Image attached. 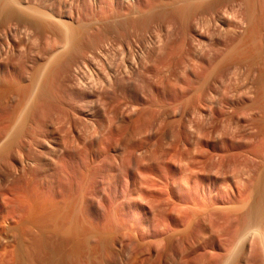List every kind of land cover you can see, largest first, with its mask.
Listing matches in <instances>:
<instances>
[{
  "label": "rangeland",
  "instance_id": "obj_1",
  "mask_svg": "<svg viewBox=\"0 0 264 264\" xmlns=\"http://www.w3.org/2000/svg\"><path fill=\"white\" fill-rule=\"evenodd\" d=\"M196 1L199 2L201 0ZM202 1L212 4L213 7H211L210 10L206 9L196 13L195 15L197 18L194 15V19L191 20L190 24L192 28L197 26L203 30V27L201 26L204 23V29L211 31H205L206 36L204 30L201 34L203 36H200V34L198 35L193 31L184 29L182 22L179 19L174 18L172 14L170 15L171 6L181 4L178 0H8L11 6L10 9L7 11H0V33H4V30L7 32V30L9 31L10 29L15 30V28H19L22 31L25 30L26 33L30 35L32 33L31 36L36 35L38 38H35L37 41L35 39V41L32 40L33 42H37L36 44L32 41L27 44L28 41L26 40V36L22 35L23 39L21 40L25 39L23 41V46L25 47H22L24 48V51L21 50V53L24 54L22 61H24V66L26 67L24 68L23 66V70H20V79L14 76L11 78L7 76V80L4 77L0 78V91H2L3 93L1 94L4 95H0V110L5 108L6 110H10L16 106L18 101H20V98L23 97L24 90H27V87L29 88L30 84L33 82L34 78H32V76L35 73V69L38 68L39 65L43 64L50 58L54 60V58L56 59L58 56L67 55L68 52L70 54L73 50L75 51L72 53H78L76 55H79V59L71 62L69 66H67L68 68L61 66L60 69H57L58 71L56 70L57 73L54 75V78H52V81L56 78L58 80H55L54 83L51 80V82L49 81L53 95L51 98L52 103L49 102L42 106V110L39 112V115H42L44 112L46 113L45 118L48 121L46 122L50 125V128L54 130L59 137L61 136V139H65V142L67 143V145H64L63 153L54 155V157L52 156L53 159H47L44 157V161L50 162L51 167L48 170L47 177L40 180L39 175L37 177L34 176V171H29L26 174H16L11 165L4 164L0 161L1 225H3L7 219L14 224L17 222L14 219L22 221L24 215H26L25 210L27 204L38 200V196L42 192L47 191L50 187H56L58 195L61 197L65 194V191L66 194H68L67 192H69L70 188L73 186L77 187L78 185H81V187H85L84 189L88 190L87 196L89 197L86 199L88 205L85 207V210L88 220H90L91 224L92 222L94 223L92 226L101 230L105 227L104 225H114L112 233L116 237L118 264H133V254L135 253L134 248L136 240L141 238L144 242H146V240H149L151 236L153 237L150 239H156L154 241V247L156 245L154 250L157 251L158 254L149 255L145 252V264H176V262L179 264H181V262L182 264H209L210 261V264H213L214 261H216L214 264H221V249L219 250L220 239L218 235H221V230L228 231L231 235L229 238L232 237L230 239L234 241L237 238L234 237V239L233 236L235 235L238 237L239 234L244 231L246 228V225H244L245 223L240 220L239 223L236 217L241 213L243 205L247 202V199H249L248 195H250V189L254 187L252 185L255 183V178L264 167V162L262 163V161H264V108H262V106H264V98H262L264 97V63L260 65L262 60L264 62V38H262L264 37V25H262L264 24V4L262 3L264 0H260L261 3L259 0L257 2L256 0H252L255 8L262 10H259V12L262 13L259 14L256 9L257 15H261L260 17L258 16V23L259 27H261L259 29H262V31L260 30L262 34L259 33V36L257 37V40L261 39V44L258 41L260 46H258L257 40L255 41L257 42L256 45L255 42L252 43L251 39L248 38V26L245 21L246 19L242 16L244 9L242 10V5L238 0ZM223 2L224 5L222 6ZM233 2L236 3V6ZM257 3L258 7H256ZM238 4L241 8L238 7ZM215 5L217 6L214 7ZM213 8L216 9L217 12L216 10L214 12ZM231 8L234 10L233 12H231ZM226 10L229 12V15L231 13V17L228 16V18L225 17V19H223L222 16ZM232 13L237 14V16H239L238 20L242 21L239 22L236 18L237 16L235 15L233 16L236 19L232 17ZM205 15H207V17ZM205 17L208 19L206 20ZM204 18L206 20L205 22L209 21L213 23L210 26L211 23L207 22L209 23V28H205L206 23L202 21ZM229 18H233L235 24L231 22ZM218 19H222L221 24L224 31H221L223 34H221V31L219 30L220 20ZM197 21L201 23H196ZM216 22H218L219 25H217ZM226 22L229 26H231L230 29ZM45 23H49L51 27L53 25L55 29L51 28L52 31L50 29V31L45 30ZM240 25L241 27H239ZM212 26L213 28H210ZM215 26H218V30H216ZM226 26L227 28H225ZM232 27L234 28L233 30H231ZM200 28L198 30H200ZM225 29H229L231 33H224L227 31ZM72 30L74 33H72ZM219 31L221 36H219ZM217 32L218 35H216ZM207 33H210V35L208 36ZM227 33H230V36L232 37L228 36V38L226 37L228 40H225ZM223 35L224 37H222ZM65 36H69V38L66 37V39H64ZM70 36L72 37L70 38ZM213 37H216L215 41H213ZM219 37L221 40L224 38V41L227 43L222 42L223 40L221 41ZM243 37L245 40L243 41L244 43H241L240 40ZM193 38H195V40ZM71 39L74 40L71 41ZM247 39L250 41L248 42ZM61 40H65L67 43ZM209 40L211 43H214L209 44ZM246 40L247 44L245 43ZM203 41L207 43L205 44ZM239 42L241 43V46L237 47V51H240L244 47H247L248 49L246 48V50L242 52L233 51V53H230V48ZM30 43L33 44L31 45ZM195 43L196 45L194 46ZM200 43L207 47L208 45H211V47L215 45L212 47V51H214L213 55L219 57L216 58L212 55V51L210 50L211 48L208 49L211 54L208 51L207 54L205 51L206 47H202ZM81 44L82 46H80ZM120 44L121 48L119 47ZM33 45L35 47H33ZM95 45L98 49L96 47L93 49ZM199 45L202 48H200ZM88 46H90V48ZM114 46L116 48H114ZM217 46L218 48H216ZM220 46L221 48H219ZM103 48L105 50H103ZM109 48L111 52L109 51ZM117 48H120L118 49V51L120 50V53L116 50ZM198 48L203 50L201 53H204L202 56L205 55V59L201 56L200 51L202 50H199ZM112 49L115 50L114 54ZM26 50L28 55L25 53ZM86 50L87 52H85ZM261 50L263 53H261ZM121 51L125 52L124 55H127L125 58ZM129 51L130 53H128ZM219 52L220 54H218ZM72 53L69 57L68 55H65L64 58L67 59L68 57V59H71L73 57ZM103 53L106 54L104 57L102 56ZM110 53L111 56L114 55L117 57L114 58V56H107V54L109 55ZM197 53L201 57H199ZM237 53H239V55ZM89 54L90 56H93L90 57ZM260 54L262 55L259 56V58L258 55ZM94 55L96 56L95 62L97 64L95 63V65L97 67H99L101 63L102 65L104 63V68L102 70L100 69V71L102 72L104 70L106 73L108 70L109 72L107 73L110 74L106 73V76L104 75L105 73H101V78L98 74V76H94V79L96 78L97 80L93 79L96 82L99 78L100 82L103 77L105 78H103V81L100 82L102 83V85L100 84L102 87L99 86L105 90L102 92L103 95L99 92L102 91V89H98L99 87L97 86L98 88L95 89L96 94L93 97L96 104L99 105L101 103L98 107L100 111L94 113L92 112V114L81 113L77 111L79 110V103L71 99L69 96H66L65 91H63L65 87L63 86L64 76L67 75L69 71H74L75 67L77 68L76 65H81L85 59L89 58V60H93ZM225 55L228 56L226 57L227 59H230H226L229 63L225 60L224 65L227 63V66L222 68L223 64H221V69H219V65L216 64H218L219 60H221L222 57L224 58ZM232 55H235L233 59ZM246 56L248 57L246 58ZM84 57L86 58L84 59ZM107 57L111 61H107L105 59ZM120 57L123 60L125 59V62H123ZM132 57L136 60H133ZM210 57L214 59H210ZM128 58L133 60L135 63H132L131 60L129 61ZM197 58L202 59H199V62H197ZM241 58L242 60L244 58V60H240ZM115 59L118 60L120 65L117 61H114ZM250 59L254 60L253 63L251 62L252 60L248 63ZM164 60L166 62H164ZM137 61V65L139 66L135 67ZM108 62H111V65H113L112 63L115 65L118 64L119 69L115 65V67L110 66ZM246 62L249 65L245 64ZM8 63H10V60ZM125 63L127 64L125 65ZM129 63L135 65L133 66ZM200 63L202 71L200 69L198 70V64ZM157 64L159 67H157ZM105 65L107 70H105ZM214 65L218 66L217 68L219 70ZM17 66L18 65L14 67L18 69ZM128 66H132V68H134L131 69ZM230 66L232 67L229 68ZM234 66H236V69L238 68L237 72ZM239 66L241 71L239 70ZM111 67L112 69L114 68L112 74V70L109 69ZM125 67L128 68V72L125 70ZM213 68L214 70L217 69L219 72L214 71ZM120 70L123 72L121 71L120 73ZM129 70L131 72H129ZM256 70L258 72L257 77L254 76L256 75ZM32 71L34 72L33 74ZM212 71L217 73L214 74ZM238 71L240 72L238 76L241 77V74L244 72L246 75H249V71H251L250 76L254 78L252 79V81L254 80L253 83L252 81H250V83L248 82L251 80L250 76L248 79L243 75L247 80L243 77L240 81V78L236 75L239 82L238 84L235 80L236 77L232 76L235 75V72L238 73ZM124 72L125 76L122 75ZM133 72L135 76L132 74ZM118 73L120 75H118ZM128 73H131L132 76ZM212 73L215 76L212 75ZM207 75H209L208 78L204 80ZM223 75L224 77H222ZM108 76L109 78L112 77L110 81L113 82L111 84H115V86L109 85L110 82L108 83L107 80ZM115 76L117 78L123 77L126 79L124 80L123 78H119L120 82L118 79H116V82ZM226 77L231 79L235 78V82L233 79L231 82ZM210 79L212 80L210 81ZM243 79L245 82H242ZM222 80L223 82L229 80V83H226L228 86L232 83L233 86H227L228 93H222V95L224 94L223 98L220 93H218L220 88L221 90L219 92H221L222 89H226V86L224 85L225 83H223ZM204 83L206 84L204 85ZM234 84L236 86L238 85V90H236V86ZM253 84L254 87H252V89L255 88L253 90L257 91L250 92V86ZM215 85L218 89H216ZM240 85H245V87ZM255 85L258 86L255 87ZM107 86H110V88L112 87V89L117 93L113 91V95L111 92L112 89L108 91L110 88ZM248 87L250 88L249 92L254 93L255 95L253 97V94H249V99L246 97V95H248ZM115 88L118 89L116 90ZM202 88H207V90H202ZM231 88H234L233 90L237 95H239L237 92L239 91L240 93V90L242 93H246L245 98L247 99L243 98L244 95L242 96V93H240L239 96H241L242 99L240 97L239 102L236 100L239 98H233L236 102L234 103L236 105H234V101H232V99L229 100L231 97H234L233 94H235L230 93L233 92ZM242 88H244V90H242ZM262 89L263 91H261ZM209 90L214 93L210 94ZM259 92L261 93L258 94ZM99 93L101 94L100 97H102V101L99 99ZM225 94L230 95L227 96ZM236 94L235 97H238ZM1 96H3L2 99ZM97 96L99 98H97ZM212 97L215 98V100H212ZM219 97L220 101L217 100ZM209 98H212L211 101L213 102L209 101ZM252 98L255 99V101ZM258 100H260L259 103L257 102ZM97 101H99V103ZM216 101H218V104ZM261 102L262 104H260ZM224 103L227 105H224ZM31 104H29L28 113L31 110ZM219 104H223L224 109H221ZM250 105L254 106V108ZM67 106H70V108L73 106V109L71 108L70 110L69 107V110L65 109ZM104 106L105 108H103ZM231 106L233 108H230ZM250 108L253 109V111H250ZM255 108L257 111L254 112ZM230 109H233L235 112L233 111V113H231L232 110ZM243 110L246 111V114ZM69 111H71L70 114ZM196 111H199L200 113L196 114ZM26 112L27 109L24 113ZM191 113L193 114L191 115ZM60 114L64 115V117L61 115L64 118H62L64 121H62L59 116ZM201 114L204 115V117ZM262 114L263 116H261ZM193 115L197 116L193 117ZM257 116H259V118ZM65 117L68 118V121L66 122L67 124H65V119H67ZM36 119H38V117H36ZM58 119H61L62 122L58 121ZM69 120L72 125H68ZM54 127L56 129L60 128L61 132L59 129L58 131L60 133L58 131L57 133ZM68 134L70 136H68ZM72 137H76L75 140ZM67 138H70L71 141ZM76 139L80 142V145H77L79 142ZM245 140L246 142H243ZM68 145H70L69 149ZM44 148L47 149L48 147L45 145ZM68 150L70 151L71 156L66 160L65 155L69 152ZM258 153H260V155ZM155 193H157V195ZM166 199L169 200V205L167 204L162 207L164 209L162 211L165 213L162 215V217L164 216L163 218L160 216V218H162L160 222L162 223L163 221L167 227L169 226V236L173 234V237L172 235L170 236L171 246L168 245L169 243H167L162 236L158 235L157 232L154 231H157L158 228L152 227L156 226L155 220H157L155 219L156 216L154 212L151 210L152 206L156 205L158 200L167 202ZM155 200L156 202L154 204ZM174 204H176V206L178 205L177 207H179L180 210H178L179 208H175V206H173ZM171 206L173 207L171 208ZM193 208L195 210H193ZM213 208H216V210ZM165 209L171 210L169 216L167 215L169 211L167 210L166 214ZM176 209L178 213L175 212ZM183 211H186V213ZM192 211H195V213L193 214ZM196 212H198V216L196 215ZM178 214H180L179 218L177 216ZM186 214H188V216H186ZM194 215H196V218H194ZM183 217L187 220H183ZM153 221L155 223H153ZM191 224L195 226L193 227L192 225L191 227ZM21 225L22 222L19 224V229ZM188 225L191 229L193 228L192 231L191 229H187V227L190 228ZM115 227H117V231H115ZM182 229L184 231L186 229V231H191V234L186 231L181 233L180 231L183 232ZM159 231L160 229L158 232ZM176 232H178V234H175ZM174 237L176 239H174ZM173 239L174 241H172ZM231 240L229 243L233 242ZM92 243H94V241H92ZM0 245L3 247L6 243L0 241ZM106 251H103L101 254H94L96 257L93 256L94 258H92L93 260H91L92 262L90 261L89 264H105L106 262L107 264H113V259H110L111 256H108L110 260L107 259L108 261L105 263L103 262V260H106V255L109 253ZM212 253H219V255L215 254L217 258L214 257L213 259ZM1 260L2 258L0 255V261ZM4 260L6 263L13 262L9 254L6 255V259L4 258ZM121 260H123V263Z\"/></svg>",
  "mask_w": 264,
  "mask_h": 264
},
{
  "label": "bare ground",
  "instance_id": "obj_2",
  "mask_svg": "<svg viewBox=\"0 0 264 264\" xmlns=\"http://www.w3.org/2000/svg\"><path fill=\"white\" fill-rule=\"evenodd\" d=\"M10 1V0H9ZM181 4H179V5H173V6H171L172 8L170 9V15L172 14V16L174 17V18H176V19H179L181 22H182V25L184 26L183 28L184 29H187V30H189V31H193V32H195L196 34H200V36H203V35H201L202 34V31L204 30V32L205 31H207V30H205L204 29V26H203V22H205L208 18H206L207 17V15H205L206 17V20H205V18H204V20H202L203 22V24H202V26L201 27H203V30H201V28L200 27H195V28H192V26H191V24H190V22H191V20L192 19H194V15L196 14V13H198V12H201V11H204V10H206V9H209L210 10V8L211 7H213V5L212 4H210V3H205L204 1H199V2H197L196 0H178ZM208 1V0H207ZM219 1V0H218ZM230 1V0H229ZM239 1V3L242 5V10L244 9V12H242L243 13V15H242V13H241V15L243 16V18L244 19H246L245 21H246V23H247V26H248V38L249 39H251V41H252V43H254L256 40H257V37L259 36V33H261L260 32V30L262 31V29H259V28H261V27H259V23H258V16L259 15H257V10H258V13L260 14L261 12H259V10L260 11H262L261 9H257V8H255V6H254V4H253V1L252 0H238ZM258 0H256V2H257ZM260 1V0H259ZM10 2H8V0H0V11H7V10H9L10 9V4H9ZM176 3V2H175ZM232 3V2H231ZM234 3V2H233ZM259 3V2H258ZM258 3H257V6L256 7H258ZM260 3H261V1H260ZM263 4H264V2H262ZM177 4V3H176ZM235 4V6H236V3H234ZM256 4V3H255ZM218 5H220V4H218ZM224 5V2H223V4H222V6ZM229 5V4H228ZM260 5V4H259ZM217 5H215L214 7H216ZM221 6V7H222ZM234 6V5H233ZM230 7H232V6H230ZM238 7H240V5L238 4ZM260 7H262V6H260ZM241 8V7H240ZM166 9V8H165ZM214 9V8H213ZM232 9V8H231ZM235 9V8H234ZM257 9V10H256ZM215 10L216 9H214V12H215ZM236 10L238 11V9L236 8ZM227 11V10H226ZM225 11V12H226ZM234 10L232 9L231 10V12H233ZM168 12V11H167ZM216 12H217V10H216ZM224 12V13H225ZM228 12V11H227ZM226 12V13H227ZM236 12V11H235ZM239 12H240V9H239ZM224 13H223V19H225V17H227L228 18V16H230L231 15V13H230V15H229V12L226 14L225 13V15H227V16H225L224 15ZM264 13V12H263ZM158 14V13H157ZM168 14V13H167ZM237 14H238V12H237ZM237 14H233L232 13V17H234L233 15H235V16H237ZM262 14V13H261ZM210 15H211V13H210ZM218 15V14H217ZM239 15V14H238ZM241 15H240V17H241ZM261 16V15H260ZM259 16V17H260ZM171 17V16H170ZM193 17V18H192ZM195 17L197 18V16L195 15ZM202 17H203V15H202ZM212 17V16H211ZM231 17V16H230ZM200 18V17H199ZM235 18V17H234ZM237 18V20L239 19V16H237L236 17ZM235 18V19H236ZM243 18H241V19H243ZM210 19V18H209ZM230 19V18H229ZM197 20V19H196ZM215 20H216V18H215ZM218 20H220V19H218ZM222 20V19H221ZM221 20L219 21L220 22V28H219V30L221 31H224V29H223V26H222V24H221ZM231 20V22H233L234 24H235V22L233 21V18L232 19H230ZM236 20V21H237ZM259 20H260V18H259ZM117 21V20H116ZM199 21H200V19H199ZM239 21V20H238ZM237 21V22H238ZM240 21H242V20H240ZM239 21V22H240ZM264 21V20H263ZM207 22H209V21H207ZM207 22H205L206 23V27L205 28H209V23H211L210 24V26L213 24L212 22H209V23H207ZM228 22H230V21H228ZM117 23V22H116ZM194 23V22H193ZM196 23H201V22H196ZM217 23V25H219L218 24V22H216ZM246 23H245V25H246ZM262 23V22H261ZM264 23V22H263ZM226 24H227V22H226ZM244 24V23H243ZM199 25V24H198ZM228 25V24H227ZM231 25H232V23H231ZM261 25V24H260ZM262 25H264V24H262ZM70 26V25H69ZM194 26V25H193ZM200 26V25H199ZM229 26V25H228ZM218 27V26H217ZM217 27L215 26V28H216V30H218L217 29ZM230 27L231 26H229V29H230ZM239 27H241V25L239 26ZM243 27H246V26H243ZM51 28L52 29H55L54 27H53V25H52V27H51V25L49 24V23H45L44 24V29L45 30H48V31H50L51 30ZM67 28V27H66ZM71 28V27H70ZM200 28V30H198ZM210 28H213V26L212 27H210ZM225 28H227V26L225 27ZM264 28V27H263ZM50 29V30H49ZM64 29V28H63ZM227 30V29H225V30H227V31H225L224 33H226V32H230V30ZM234 28L232 27V29L231 30H233ZM238 29V28H237ZM68 30V29H67ZM187 30H186V32H187ZM52 31V30H51ZM56 31V30H55ZM54 31V32H55ZM64 31V30H63ZM220 31H219V36H221V34H223L222 33V31H221V34H220ZM235 31V30H234ZM4 33H0V37L1 36H3V37H1L0 38V78L1 77H4L6 80H7V76H9L10 78L12 77V76H14V77H18V79H20V73H21V71L20 70H23V66H24V61H22L23 59V56H24V54H22L21 53V50L22 51H24V48H22V47H25V46H23V44H24V40H21V39H23V37H22V35L23 36H26V40L28 41L27 42V44H29V42H31L32 40H34L35 38H38V37H36V35L35 36H31L32 35V33H31V35L30 34H28V33H26V31L24 30V31H22V30H20L19 28H15V30H7V32H6V30H4L3 31ZM76 32V31H75ZM185 32V31H184ZM207 32H211V31H207ZM215 32V31H214ZM213 32V33H214ZM235 32H237V31H235ZM243 32H244V30H243ZM242 32V33H243ZM62 33V32H61ZM67 33V32H66ZM72 33H74L73 32V30H72ZM213 33H211V34H213ZM231 33V32H230ZM230 33H227L226 34V36H225V40L228 38V36L229 37H232V36H230ZM204 34V33H203ZM215 34V33H214ZM229 34V35H228ZM262 34V33H261ZM72 35V34H71ZM186 35H187V33H186ZM191 35V34H190ZM195 35V34H194ZM207 35L209 36L210 35V33L208 34L207 33ZM216 35H218V32L216 33ZM225 35V34H224ZM224 35L222 36V37H224ZM237 35H239V34H237ZM241 35V34H240ZM205 36H206V32H205ZM204 36V37H205ZM212 36V35H211ZM210 36V37H211ZM213 36H215V35H213ZM264 36V35H263ZM66 37L67 38H69V36H65V38L64 39H66ZM72 36H70V38H71ZM187 37V36H186ZM218 37V36H217ZM227 37V38H226ZM237 37V36H236ZM244 37H246V36H244ZM244 37L240 40V42L241 43H244L243 41L245 40L244 39ZM62 38V39H63ZM195 38H196V36H195ZM195 38H193L194 40H195ZM200 38V37H199ZM214 38V37H213ZM216 38V37H215ZM215 38H214V40L213 39H210V40H213V41H215ZM234 38V37H233ZM262 38H264V37H262ZM218 39V38H217ZM219 39H220V37H219ZM249 39H247L248 40V42L250 41ZM36 41H37V39H35ZM34 40V41H35ZM39 40V39H38ZM74 40V39H73ZM72 39H71V41H73ZM193 40V41H194ZM198 40V39H197ZM209 40V41H210ZM221 40V39H220ZM219 40V41H220ZM223 40V41H222ZM222 42H226V41H224V38H222ZM228 40V39H227ZM230 40V39H229ZM247 40L245 41V43L247 44ZM40 41V40H39ZM56 41V40H55ZM61 41H64L65 42V40H61ZM70 41V40H69ZM220 41V42H221ZM260 42V44H261V39L260 40H257V42ZM23 42V43H22ZM33 42V41H32ZM195 42V41H194ZM199 42H200V39H199ZM203 42H205V41H203ZM202 42V43H203ZM221 42V43H222ZM230 42V41H229ZM239 42V43H240ZM257 42H255L256 43V45H257ZM259 42H258V46H260L259 45ZM34 44H36L37 42H33ZM33 43H30L31 45L33 44ZM65 43H67V42H65ZM75 43V42H74ZM187 43V42H186ZM196 43H198V42H196ZM196 43L194 44V46L196 45ZM207 42H205V44H206ZM212 43H214V42H212ZM211 43V41H210V43L209 44H212ZM217 43V42H216ZM227 43V42H226ZM232 43V42H231ZM239 43H236V45L234 44L233 45V47H231L230 48V53H233V51H237V47H239V46H241V43L239 44ZM26 44V45H27ZM115 44V43H114ZM199 44V43H198ZM197 44V45H198ZM204 44V43H203ZM203 44H201L200 43V45H202V47H204L205 45H203ZM218 44V43H217ZM90 45V44H89ZM112 45V44H111ZM110 45V46H111ZM116 45V44H115ZM187 45V44H186ZM192 45V44H191ZM200 45H199V47H200ZM219 45H220V43H219ZM226 45V44H225ZM255 45V44H254ZM28 46V45H27ZM26 46V47H27ZM80 46H82V44L80 45ZM86 46V45H85ZM98 46V45H97ZM215 46V45H214ZM214 46H212V47H214ZM231 46V45H230ZM249 46H251V45H249ZM248 46V47H249ZM31 47V46H30ZM33 47H35L34 45H33ZM89 48H90V46H88ZM96 47V45L93 47V49ZM100 47V46H99ZM119 47L121 48V44L119 45ZM198 47V46H197ZM202 47H200V48H202ZM206 47V53L208 54V52L210 53V51L208 50V49H210L211 51L213 50V48L211 47V45L209 46L208 45V47L207 46H205ZM257 47V46H256ZM255 47V48H256ZM71 48V47H70ZM97 48V47H96ZM108 48V47H107ZM114 48H116L115 46H114ZM113 48V49H114ZM120 48H117L116 50L118 51V49H120ZM123 48V47H122ZM128 48V47H127ZM131 48V47H130ZM189 48V47H188ZM194 48V47H193ZM216 48H218V46L216 47ZM219 48H221V46L219 47ZM247 48V47H246ZM246 48L244 47L243 49H241L240 51H237V52H242V51H245L246 50ZM27 49V48H26ZM86 49V48H85ZM98 49V48H97ZM112 49V50H113ZM129 49V48H128ZM199 49V48H198ZM197 49V50H198ZM223 49H224V46H223ZM226 49V48H225ZM240 49V48H239ZM248 49V48H247ZM253 49V48H252ZM257 49V48H256ZM96 50V49H95ZM101 50V49H100ZM99 50V51H100ZM103 50H105L104 48H103ZM107 50V49H106ZM131 50H132V48H131ZM130 50V51H131ZM188 50V49H187ZM199 50H202V49H199ZM198 50V51H199ZM220 50V49H219ZM219 50H216V51H219ZM229 50V49H228ZM258 50H259V48H258ZM73 51H75V50H73ZM73 51H71V53L73 52ZM99 51H98V53H99ZM109 51L111 52V50H110V48H109ZM114 51V52H113ZM112 52H113V54L115 53V50H113ZM120 51V50H119ZM118 51V53H120ZM130 51L128 52V53H130ZM197 51V52H198ZM204 51V52H205ZM208 51V52H207ZM225 51V50H224ZM253 51V50H252ZM251 51V52H252ZM255 51V50H254ZM257 51V50H256ZM262 51V50H261ZM260 51V52H261ZM85 52H87V50L85 51ZM94 52V51H93ZM107 52V51H106ZM122 52V51H121ZM188 52V51H187ZM191 52H193V51H191ZM201 52H203V50L202 51H200V53ZM213 52L214 51H212L211 53H212V55H213ZM247 52V51H246ZM259 52V53H260ZM25 53L28 55V52H27V50L25 51ZM63 53H64V49H63ZM70 53V54H71ZM95 53V52H94ZM102 53V52H101ZM100 53V54H101ZM108 53V52H107ZM123 54L122 55H124L125 54V52H122ZM144 53V52H143ZM194 53H195V51H194ZM193 53V54H194ZM210 53V54H211ZM217 53V52H216ZM226 53H228V52H226ZM261 53H263V51L261 52ZM25 54V55H26ZM58 54V53H57ZM69 52H68V57H69ZM73 54V53H72ZM76 54H78V53H75V54H73V57L71 58V59H68V57H67V59L66 58H64V56L66 55H64V56H58V58H54V60L52 59V58H48L49 60H47L46 62H44L43 64H41V65H39V67L38 68H36L35 69V73L32 71V74L34 73V77L32 76V78H34L33 79V82L30 84V86H29V88L27 87V90L25 89L24 90V93H23V97L22 98H20V101H18V103L16 104V106L15 107H13L12 109H10V110H6V108L5 109H2V110H0V161L1 162H3L4 164H8V165H11L12 166V168H13V170H15L14 172L16 173V174H26L27 172H29V171H34V176L35 177H37L38 175H39V177H40V180L41 179H44V177H47V173H48V170L51 168L50 167V162H48V161H44V157H46L47 159H53V157H54V155H58V154H60V153H63V149H64V145H67V143L65 142V139H61V136L59 137L56 133H55V131L54 130H52L51 128H50V125L47 123L48 121L46 120V118H45V115H46V113L44 112L42 115L40 114L39 115V112H41V110H42V106H44V105H46L47 103H52V97H53V95H52V88L50 87V85H49V83L52 81V78H54V75H56V73H57V69H60V67L62 66H64V67H67V66H69V64L71 63V62H73V61H75L76 59L78 60L79 59V55H76ZM189 54V53H188ZM198 54V53H197ZM202 54H204V53H201V56H202ZM215 54V53H214ZM218 54H220V52L218 53ZM235 54V53H234ZM238 55H239V53H237ZM242 54V53H241ZM245 54V53H244ZM256 54H258V53H256ZM27 55H26V57H27ZM59 55V54H58ZM62 55V54H61ZM66 55V56H67ZM75 55V56H74ZM92 55V54H91ZM104 55H106L105 53H103L102 54V56L104 57ZM116 55H117V53H116ZM211 55V56H212ZM227 55V54H226ZM224 56V58L222 57L221 58V60H219V62H218V64H216V65H219V69H221V64H225V60L227 59L226 57H228V56ZM228 55H230L229 53H228ZM262 54H260V55H258V57L259 56H261ZM264 55V54H263ZM72 56V55H71ZM83 56V55H82ZM86 56V55H85ZM89 56H90V54H89ZM88 56V57H89ZM93 56V55H92ZM92 56H90V57H92ZM101 56V57H102ZM107 56H110V57H113L114 55H112L111 56V53L108 55L107 54ZM125 56H127V55H124V58H125ZM131 56V55H130ZM167 56V55H166ZM197 56V55H196ZM198 56H199V54H198ZM197 56V57H198ZM201 56H199V57H201ZM205 56V55H204ZM204 56H202V57H204ZM210 56V55H209ZM214 56V55H213ZM235 55H232V59H233V57H234ZM250 56V55H249ZM255 56V55H254ZM253 56V57H254ZM55 57V56H54ZM56 57H57V55H56ZM95 55H94V59L93 58H90V59H93V60H89V58L88 59H85L86 57H84V62L80 65V64H78V65H76L77 66V68L75 67V69H74V71H72L71 70V72L69 71L68 73H67V75H65L64 77V85L63 86H65L64 87V90L63 91H65V95L66 96H69L71 99H73V100H75V101H77L78 103H79V110H77L78 112H81V113H90V114H92V112L94 113V112H99L100 110L98 109V107L101 105V103L98 105V104H96V101L93 99V97L95 96V89L96 88H98L99 86H101L102 85V83H100L101 81H103L102 79L104 78H102L101 79V81L99 82V78H98V81H96V82H98V83H96L94 80H97L96 78L94 79V76L96 75V76H98V74H99V77H100V74L101 73H105V71L103 72H101L100 71V69L102 70L103 68H104V63H103V65H102V63H101V65L103 66H99V67H97L96 65H95ZM109 57V58H110ZM117 57V56H116ZM115 56H114V58H116ZM176 57V56H175ZM214 57H216V56H214ZM217 57H219V56H217ZM216 57V58H217ZM238 57V56H237ZM236 57V58H237ZM241 57V56H240ZM243 57V56H242ZM248 56H246V58H247ZM252 57V58H253ZM121 58V57H120ZM133 58V57H132ZM215 58V59H216ZM260 58V57H259ZM259 58H258V61H259ZM24 59H25V57H24ZM98 59V58H97ZM107 61L109 60V61H111L110 59H108V57L107 58H105ZM118 59H119V57H118ZM122 59V58H121ZM129 59V61L131 60L130 58H128ZM128 59H127V61H128ZM135 58H133V60H134ZM199 59H202V58H199ZM198 58L196 59L197 60V62H199L198 60H199ZM204 59H205V57H204ZM210 59H214V58H212V57H210ZM229 59V58H228ZM227 59V60H228ZM231 59V60H232ZM10 60V63H8V61ZM26 60V59H25ZM123 60V59H122ZM125 60V59H124ZM123 60V62H125ZM133 60H131L132 61V63L134 62ZM136 60V59H135ZM146 60V59H145ZM160 60V59H159ZM162 60V59H161ZM167 60V59H166ZM207 60H209V59H207ZM226 60V61H227ZM230 60V59H229ZM237 60V59H236ZM240 60H242V58L240 59ZM243 60H244V58H243ZM242 60V61H243ZM252 59H250L249 60V62L248 63H250V61H251ZM257 60V59H256ZM255 60V62L257 63V61ZM115 62L117 61V63H118V60H114ZM113 61V62H114ZM147 61V60H146ZM176 61V60H175ZM174 61V62H175ZM232 61H234V60H232ZM253 61L254 60H252L251 62L253 63ZM81 62H82V60H81ZM105 62V61H104ZM114 62V63H115ZM120 62H121V60H120ZM159 62V61H158ZM164 62H166L165 60H164ZM177 62V61H176ZM203 62H204V60H203ZM228 62V61H227ZM247 62L245 63V64H247ZM34 63V62H33ZM111 63V62H110ZM109 62H108V64H110ZM114 63H112L113 65H111L110 64V66H113V67H115V66H117L118 67V69H119V66H118V64H114ZM135 63V62H134ZM137 63H138V61L136 62V65H135V67L137 66H139V65H137ZM169 63V62H168ZM210 63H212V62H210ZM209 63V64H210ZM214 63V62H213ZM229 63V62H228ZM231 63H233V62H231ZM262 63H264L263 62V60H262V62L260 63V65H262ZM35 64V63H34ZM97 64V63H96ZM127 63H125V65H126ZM129 64H131V63H129ZM128 64V65H129ZM156 64V63H155ZM203 64V63H202ZM205 64V63H204ZM241 64V63H240ZM16 65H18L17 67H18V69H16L14 66H16ZM80 65V66H79ZM115 65V66H114ZM120 65V64H119ZM131 65H133V64H131ZM133 65V66H134ZM158 65V64H157ZM164 65H167V64H164ZM197 65V64H196ZM195 65V66H196ZM199 65V68H198V70L200 69L201 70V68H200V65H201V63L200 64H198ZM212 65V64H211ZM216 65H214V66H216ZM222 65V68L223 67H225V66H227V63H226V65H224L223 66ZM234 65V64H233ZM232 65V66H233ZM238 65V64H237ZM243 65V64H242ZM247 65H249V64H247ZM254 65V64H253ZM259 65V66H260ZM110 66H108V67H110ZM210 66V65H209ZM213 66V65H212ZM232 66H230L229 68H231ZM257 66H258V64H257ZM26 66H24V68H25ZM116 67V68H117ZM129 67V66H128ZM157 67H159V65L157 66ZM198 67V66H197ZM196 67V68H197ZM202 67V66H201ZM211 67V66H210ZM218 66H216V68H217ZM235 67V69H236V66H234ZM251 67V66H250ZM256 67V66H255ZM68 68V67H67ZM99 68V69H98ZM122 68V67H121ZM120 68V69H121ZM129 68H131V69H133L132 68V66L131 67H129ZM195 68V69H196ZM245 68H247V67H245ZM254 68V67H253ZM28 69V68H27ZM64 69V68H63ZM73 69V68H72ZM84 69V70H83ZM110 70H112L111 71V74H112V72L114 71L113 69H112V67L111 68H109ZM127 67H125V70L127 71ZM208 69V68H207ZM218 69V68H217ZM217 69L216 70H214V68H213V70L214 71H217ZM218 69V70H219ZM234 69V70H235ZM252 69V68H251ZM257 69H258V67H257ZM57 70V71H56ZM66 70V69H65ZM64 70V71H65ZM68 70V69H67ZM105 70H107L106 69V65H105ZM116 70V69H115ZM161 70V69H160ZM197 70V69H196ZM210 70V69H209ZM237 70H238V68L236 69V72H237ZM239 70L241 71V68H240V66H239ZM244 70V69H243ZM242 70V71H243ZM253 70V69H252ZM260 70V69H259ZM258 70V71H259ZM20 71V72H19ZM121 71L122 70H120V73H121ZM133 71V70H132ZM137 71V70H136ZM136 71H134V72H136ZM144 71V70H143ZM202 71V70H201ZM214 71H212L214 74H216L217 72H219V71H217V72H214ZM245 71H248V70H245ZM254 71V70H253ZM107 72H109L108 70H107ZM106 72V73H107ZM123 72V71H122ZM128 72V71H127ZM129 72H131L130 70H129ZM134 72L132 73L133 75H134ZM196 72H199V71H196ZM205 72V71H204ZM203 72V73H204ZM223 72V71H222ZM231 72V71H230ZM232 72H233V70H232ZM235 72V75H232V76H235L236 77V81L238 82V80H237V76H238V74L240 73L239 71H238V73H236ZM250 72V74L247 76L246 75V73L244 72H242L243 74H241L242 75V77L241 76H238L239 78H240V81L242 80V78L245 76L246 78H248L250 75H251V71H249ZM66 73V72H65ZM106 73L104 74V75H106ZM212 73V75H214ZM59 74V73H58ZM107 74H110V73H107ZM125 74V72L122 74V75H124ZM127 74V73H126ZM130 76H132L131 75V73H128ZM136 74V73H135ZM220 74V73H219ZM257 74H258V72H257V70H256V75H254L255 77H257ZM260 74V73H259ZM117 75V74H116ZM118 75H120L119 73H118ZM218 75V74H217ZM216 75V76H217ZM221 75V74H220ZM231 75V74H230ZM237 75V76H236ZM244 75V76H243ZM264 75V74H263ZM107 76V75H106ZM125 76V75H124ZM135 76V75H134ZM208 76L209 75H207L206 76V78H204V80L205 79H207L208 78ZM215 76V75H214ZM213 76V77H214ZM228 76V75H227ZM253 76V77H254ZM111 77V76H110ZM126 77H128V76H126ZM200 77V76H199ZM198 77V78H199ZM211 77V76H210ZM222 77H224V75L222 76ZM228 77H230V76H228ZM244 77V78H245ZM264 77V76H263ZM56 78V77H55ZM101 78V77H100ZM112 78V77H111ZM111 78H109V76L107 77V80H108V83L110 82V86H115V84H111V83H113V82H111L110 80H111ZM121 78H123V77H116L115 76V81H116V79H118L119 80V82H120V79ZM227 78V77H226ZM245 78V80H247ZM250 78H251V80H249L248 82L250 83V81H252V79H254V78H252L251 76H250ZM94 79V80H93ZM105 79V78H104ZM124 80L126 79V78H123ZM219 79V78H218ZM224 79V78H223ZM227 79H229L231 82H232V79L231 78H227ZM234 79H233V81H234ZM249 79V78H248ZM261 79V78H260ZM264 79V78H263ZM51 80V81H50ZM55 80H58L57 78L55 79ZM54 80V81H55ZM131 80V79H130ZM212 79H210V81H211ZM229 80H227V81H225V82H223V80H222V82L223 83H225L224 85L226 86L225 88L227 89L229 86L230 87H233L232 86V83H231V85H229L228 86V84L227 83H229ZM50 81V82H49ZM54 81H52L53 83H54ZM113 81V80H112ZM201 81V80H200ZM208 81V80H207ZM218 81V80H217ZM216 81V82H217ZM220 81H221V78H220ZM254 81V80H253ZM253 81H252V83H253ZM107 82V81H106ZM117 82V81H116ZM119 82H118V85H119ZM202 82H205V81H202ZM227 82V83H226ZM235 82V81H234ZM236 82V83H237ZM242 82H245L244 81V79H243V81ZM107 83V84H108ZM124 83V82H123ZM122 83V84H123ZM132 83V82H131ZM210 83V82H209ZM235 83V84H236ZM248 83V84H249ZM264 83V82H263ZM59 84V83H58ZM63 84V83H62ZM98 84V85H97ZM101 84V85H100ZM104 84V83H103ZM125 84V83H124ZM164 84V83H163ZM201 84V83H200ZM206 83H204V85H205ZM216 84V83H215ZM218 84V83H217ZM227 84V85H226ZM234 84V85H235ZM238 84H239V82H238ZM241 84V83H240ZM243 84V83H242ZM53 85V84H52ZM61 85V84H60ZM219 85V84H218ZM246 85V84H245ZM245 85H240V86H244L245 87ZM59 86V85H58ZM62 86V85H61ZM98 86V87H97ZM105 86H106V84H105ZM104 86V87H105ZM110 86H107V87H109L110 88ZM202 86H203V84H202ZM228 86V87H227ZM236 86V85H235ZM234 86V87H235ZM238 86V85H237ZM237 86H236V90H238V88H237ZM240 86H239V88H240ZM256 86H258V85H255V87ZM262 86V85H261ZM60 87V86H59ZM102 87V86H101ZM101 87H99L98 89H100ZM119 87V86H118ZM125 87V86H124ZM215 87H216V85H215ZM220 87V86H219ZM252 87H254V84L252 85V86H250V88H251V91H250V88H249V90H247V94L248 95H246V93H242L241 92V90H240V93H242V96H243V98H245V95H246V97L248 98L249 97V94L251 95V94H253L252 96L254 97L255 95H254V93H250V92H255V91H257V90H253V89H255V88H253L252 89ZM247 88V87H246ZM102 89V88H101ZM100 89V90H101ZM106 89V88H105ZM112 89V87L110 88V89H108V91L109 90H111ZM116 89V88H115ZM118 89V88H117ZM116 89V90H117ZM120 89V88H119ZM204 88H202V90H203ZM216 89H218L217 87H216ZM215 89V90H216ZM225 89V90H226ZM232 90L234 89V88H231ZM231 89H230V91H231ZM260 89V88H259ZM107 90V89H106ZM204 90H207V88H205ZM213 90V89H212ZM220 90H221V88H220ZM219 90V91H220ZM225 90H223L222 89V91H224V92H219L218 90V93H220V95H221V97L223 98L224 96V94L222 95V93H225V92H227L228 91V89L225 91ZM235 90V91H236ZM242 90H244V88H242ZM56 91V90H55ZM62 91V92H63ZM97 91V90H96ZM105 90H103L102 89V91H99V92H104ZM113 89H112V93H113ZM210 91V90H209ZM250 91V92H249ZM261 91H263V89L261 90ZM115 92V91H114ZM205 92V91H204ZM249 92V93H248ZM1 93H3L2 91H0V95H3V94H1ZM97 93H98V91H97ZM106 93H107V91H106ZM105 93V94H106ZM109 93V92H108ZM115 93H117V92H115ZM126 93V92H125ZM201 93V92H200ZM214 92H212V91H210V94H213ZM228 93V92H227ZM230 93H235L234 92V90H233V92H230ZM239 95H240V93H239V91L237 92ZM261 92H259L258 94H260ZM63 94V93H62ZM100 94V93H99ZM98 94V96L100 97L101 96V94L99 95ZM236 94V93H235ZM235 94H233V96L234 97H231L229 100H231L232 99V101H234L235 99H233V98H239V99H236V100H238L239 102H240V97L241 96H239V95H237L236 94V96H238V97H235ZM257 94V95H258ZM102 95H103V93H102ZM107 95H109V94H107ZM113 95H114V93H113ZM117 95V94H116ZM225 95H227V94H225ZM228 95H230V94H228ZM227 95V96H228ZM4 96V95H3ZM3 96H1V99H2V97ZM63 96V95H62ZM97 96V98H99ZM217 96H219V95H217ZM216 96V97H217ZM227 96H226V100H227ZM251 96V97H252ZM202 97V96H201ZM214 97H215V95H214ZM62 98V97H61ZM101 98L102 97H100L99 99H100V101H102L101 100ZM106 98H107V96H106ZM110 98H111V96H110ZM213 98V97H212ZM211 98V99H212ZM247 98H245V99H247ZM250 98V97H249ZM248 98V99H249ZM257 98H258V96H257ZM262 98H264V97H262ZM98 99V100H99ZM119 99V98H118ZM139 99V98H138ZM201 99H203V98H201ZM211 99L209 98V101H211ZM241 99H242V97H241ZM244 99V100H245ZM253 99V98H252ZM208 100V99H207ZM212 100H215V98H213ZM217 100H219L220 101V97H219V99H217ZM222 100V99H221ZM228 100V101H229ZM243 100V101H244ZM254 101H255V99H253ZM56 101V100H55ZM104 101V100H103ZM115 101H116V99H115ZM202 101V100H201ZM223 101V100H222ZM227 101V102H228ZM249 101H251V100H249ZM259 101L260 100H258L257 102L259 103ZM4 102V101H3ZM98 103H99V101H97ZM211 102H213V101H211ZM231 102V101H230ZM245 102V101H244ZM263 102V101H262ZM262 102L260 103V104H262ZM32 103V104H31ZM105 103V102H104ZM107 103V102H106ZM216 103L218 104V101H216ZM226 103V102H225ZM224 103V105H227V104H225ZM234 103H236L235 101L233 102V104ZM241 103H242V101H241ZM4 104V103H3ZM8 104V103H7ZM29 104H31L32 105V107H30L31 108V110L29 111V113H28V107H29ZM58 104V103H57ZM62 104V103H61ZM75 104V103H74ZM212 104H214V103H212ZM237 104H239V103H237ZM254 104V103H253ZM252 104V105H253ZM257 104V103H256ZM30 105V106H31ZM105 105V104H104ZM221 105H223V104H221ZM220 104H219V106L221 107V109L223 108L224 109V105L223 106H221ZM234 105H236V104H234ZM242 105V104H241ZM244 105V104H243ZM252 105H250L252 108H254V106H252ZM259 105V104H258ZM61 106V105H60ZM106 106V105H105ZM105 106L103 107V108H105ZM249 106V107H250ZM5 107V106H4ZM55 107V106H54ZM68 107L70 108V106H67L65 109H68ZM219 107V108H220ZM226 107V106H225ZM228 107V106H227ZM235 107V106H234ZM237 107V106H236ZM240 107V106H239ZM243 107V106H242ZM248 107V106H247ZM255 107H259V106H255ZM48 108V107H47ZM51 108V107H50ZM58 108V107H57ZM72 109H73V106L71 107ZM71 108H70V110H71ZM230 108H233L232 106L230 107ZM262 108H264V106H262ZM26 109H27V114L26 113H24L25 111H26ZM61 109V108H60ZM135 109V108H134ZM203 109V108H202ZM242 109V108H241ZM249 109V108H248ZM248 109H247V111H248ZM251 109V108H250ZM258 109V108H257ZM56 110V109H55ZM64 110V109H63ZM69 110V109H68ZM199 110V109H198ZM230 110H232V112L231 113H233V109H230ZM237 110V109H236ZM246 110V109H245ZM245 110H243V111H245ZM261 110V109H260ZM224 111V110H223ZM229 111V110H228ZM242 111V112H243ZM250 111H253V109H251ZM255 111H257L256 110V108H255V110H254V112ZM259 111V110H258ZM43 112V111H42ZM64 112V111H63ZM67 112V111H66ZM70 112L71 111H69V114H70ZM235 112V111H234ZM62 113V112H61ZM106 113V112H105ZM193 113H194V111H193ZM193 113H191V115L193 114ZM199 114L200 112L199 111H196V114ZM223 113V112H222ZM244 113V112H243ZM24 114V115H23ZM26 114V115H25ZM49 114V113H48ZM66 114V113H65ZM68 114V115H69ZM203 114V113H202ZM201 114V115H202ZM245 114H246V111H245ZM251 114H253L252 112H251ZM61 115H63V114H60L59 116L61 117V119L64 117V115H63V117L61 116ZM67 115V116H68ZM122 115V114H121ZM228 115V114H227ZM235 115V114H234ZM70 116V115H69ZM197 115H193V117H196ZM203 117H204V115H202ZM201 116V118L203 119V117ZM206 116V115H205ZM251 116V115H250ZM253 116H254V114H253ZM261 116H263V114L261 115ZM260 116V117H261ZM36 117H38V119H36ZM47 117V116H46ZM95 117V116H94ZM209 117V116H208ZM229 117V116H228ZM231 117V116H230ZM258 118H259V116H257ZM65 118H67V117H65ZM231 118H233V117H231ZM249 118V117H248ZM262 118V117H261ZM260 118V119H261ZM54 119V118H53ZM61 119H58V121H61ZM64 119V118H63ZM62 119V121H64ZM198 119H199V117H198ZM201 119V120H202ZM66 121H65V124H67L66 122L68 121V118L67 119H65ZM200 120V119H199ZM47 121V122H46ZM61 121V122H62ZM204 121V120H203ZM210 121V120H209ZM254 121V120H253ZM256 121V120H255ZM55 122V121H54ZM60 122V123H61ZM259 122V121H258ZM71 123V121L69 120V124L68 125H72V124H70ZM210 123V122H209ZM51 124V123H50ZM63 124H64V122H63ZM65 124H64V126H65ZM263 124V123H262ZM52 125V124H51ZM75 125V124H74ZM247 125V124H246ZM54 126H55V124H54ZM58 126H59V122H58ZM209 126V125H208ZM262 126V125H261ZM56 127V126H55ZM54 127V129H56ZM61 127V126H60ZM63 127V126H62ZM68 127V126H67ZM71 127V126H70ZM104 127V126H103ZM210 127H211V124H210ZM263 127H264V125H263ZM57 128H59V127H57ZM69 128V127H68ZM60 129V128H59ZM59 129H56V132L59 130ZM104 129V128H103ZM208 130V129H207ZM60 132H61V129L59 130ZM58 131V132H59ZM71 131V130H70ZM103 131V130H102ZM57 132V133H58ZM59 132V133H60ZM64 132V131H63ZM213 132V131H212ZM66 133H67V131H66ZM205 133V132H204ZM63 134V133H62ZM69 134H70V132H69ZM68 134V136H70ZM61 135V134H60ZM65 135V134H64ZM212 135V134H211ZM217 135V134H216ZM67 136V137H68ZM205 136V135H204ZM244 136V135H243ZM63 137H65V136H63ZM257 137V136H256ZM72 138H74V137H72ZM76 138V137H75ZM75 138H74V140H75ZM67 139H69V141H71L70 140V138H67ZM207 139H208V137H207ZM64 140V141H63ZM77 140V139H76ZM251 140V139H250ZM78 141V140H77ZM73 142V141H72ZM74 142H76V141H74ZM79 142V141H78ZM243 142H246V140L245 141H243ZM82 143V142H81ZM248 143V142H247ZM249 143H250V141H249ZM252 143V142H251ZM71 144V143H70ZM75 144V143H74ZM246 144V143H245ZM261 144V143H260ZM47 146L48 148L46 149V148H44V146ZM71 145H73V144H71ZM76 145V144H75ZM74 145V146H75ZM77 145H80V142H79V144L77 143ZM70 145H68V149L70 148L69 147ZM262 146V145H261ZM72 147V146H71ZM78 147V146H77ZM66 148V147H65ZM246 148V147H245ZM260 148V147H259ZM264 148V147H263ZM43 149V150H42ZM78 149V148H77ZM261 149V148H260ZM76 150V149H75ZM255 150V149H254ZM69 151V150H68ZM72 151V150H71ZM16 152H17V155H16ZM245 152V151H244ZM259 152V151H258ZM193 154V153H192ZM253 154V153H252ZM259 155H260V153H258ZM73 155V154H72ZM198 155V154H197ZM200 155V154H199ZM53 156V157H52ZM70 156H71V154H70V151L69 152H67L66 153V155H65V159L67 160V158H70ZM263 156V155H262ZM75 157V156H74ZM189 158V157H188ZM252 158V157H251ZM71 159H72V157H71ZM68 160H70V159H68ZM263 160V159H262ZM261 160V161H262ZM194 161V160H193ZM251 161V160H250ZM258 161V160H257ZM210 162V161H209ZM264 161H262V163H263ZM260 166H261V164H260ZM218 167V166H217ZM9 168H11V167H9ZM33 168H35V169H33ZM260 168V167H259ZM244 169V168H243ZM256 169H258V168H256ZM84 172V171H83ZM245 172V171H244ZM257 172V171H256ZM82 173V172H81ZM220 173V172H219ZM164 174V173H163ZM215 174H217V173H215ZM245 175V174H244ZM250 175V174H249ZM198 176V175H197ZM161 177V176H160ZM216 177V176H215ZM88 180V179H87ZM241 180V179H240ZM240 180H239V182H240ZM239 182H237V183H239ZM154 184V183H153ZM158 184V183H157ZM78 185V184H77ZM73 186V185H72ZM86 186V185H85ZM153 186V185H152ZM252 186H254L252 189H250V195H248V197H249V199H247V202L243 205V207H242V210H241V213L236 217L238 220V222H239V220L241 221V222H244L245 224L244 225H246V228L244 229V231L241 233V234H239V236L238 237H236L235 235L233 236V238L235 237V238H237V239H235L234 241L233 240H231L230 238H232V237H230L229 238V236H231L230 235V233L228 232V231H225L224 229V231H220L221 232V235H218V237H219V239H220V244H219V250L221 251V254H220V257H221V260H220V262H221V264H264V167H263V169L261 170V172H259V174L257 175V177L255 178V183L252 185ZM87 187V186H86ZM85 188V187H84ZM83 187H81V185H78L77 187H72V188H70V190H69V192H67L68 194H66V191H65V194H63V196H59L58 195V191H57V188L55 187V188H53V187H50L47 191H45V192H42L39 196H38V200H35V201H33V202H31V203H28L27 204V207H26V210H25V213H26V215H24V217H23V219H22V221L20 220V221H18L17 219H14L15 221H17V222H15V224L14 223H11V221H8V219L4 222V224L3 225H1L0 224V241H3V242H5L6 243V245L5 246H3L2 247V245H0V255H1V258H2V260L0 261V264H89L90 263V261L91 260H93L92 258H94V257H96L95 255L96 254H101L103 251H106V250H108V251H106V252H109L108 254L107 253H105V254H107L106 256L108 257V256H111V258L110 259H113V261H112V263L113 264H118V261H117V259H118V253H117V251H116V237L114 236V234L112 233V230H113V228H114V225L113 224H111L110 226H106V225H104L105 227L103 228V229H96L95 227H93L92 226V224H94L93 222H92V224H91V222H90V220H88V218H87V213H86V210H85V207L88 205L87 203V197H89V196H87V194H88V190H86V189H84ZM89 188V187H88ZM160 188V187H159ZM153 189V188H152ZM67 190V189H66ZM160 190V189H159ZM210 191V190H209ZM227 191V190H226ZM87 192V193H86ZM154 192H158V191H154ZM160 193V192H159ZM227 193V192H226ZM156 195H157V193H155ZM154 194V196L156 197V195ZM183 194V193H182ZM153 195V194H152ZM153 196V197H154ZM159 198V197H158ZM157 198V199H158ZM161 198V197H160ZM213 198V197H212ZM153 199V198H152ZM167 200V202L166 201H162V200H158L157 202H156V200L154 201V204H155V202L157 203L156 205H154V206H152V201H151V203H150V205L152 206V211L154 212V214H155V216H156V218L155 219H157V220H155V222L153 221V223H155V225L156 226H152V227H157L158 229H157V231L156 230H154L155 232H157V234L158 235H160V236H162L163 237V239L167 242V243H169L168 245L169 246H171L172 244H170L171 243V238H170V236L172 235V237H173V234H171L170 236L168 235V231H169V226L167 227V225L162 221V223L160 222V220H162V218L164 217H162V215L165 213L164 211H162V210H164L162 207L163 206H165V205H167L169 202V200L168 199H166ZM169 205V204H168ZM150 206V207H151ZM173 206H175V208H179V207H177L176 206V204H174ZM173 206H171V208L173 207ZM230 207V206H229ZM237 207H238V205H237ZM241 207V206H240ZM174 208V209H175ZM218 208V207H217ZM117 209V208H116ZM115 209V210H116ZM192 209V208H191ZM214 210H216V208H213ZM166 210V209H165ZM168 210V209H167ZM167 210H166V214H167ZM178 210H180V208L178 209ZM193 210H195L194 208H193ZM218 210H219V208H218ZM224 210V209H223ZM108 211V210H107ZM111 211V210H110ZM118 211V210H117ZM169 211V213L167 214L168 216H169V214H170V211L171 210H168ZM239 211V210H238ZM175 212L176 213H178L177 212V209L175 210ZM183 212H185L186 213V211H183ZM182 212V213H183ZM193 212V214L195 213V211H192ZM214 212H216V211H214ZM235 212V211H234ZM180 213V212H179ZM184 213V214H185ZM154 214H153V216H154ZM198 214V212H196V215ZM179 215L180 214H178L177 216H178V218H179ZM196 215H194L193 217L194 218H196ZM160 216L162 217V218H160ZM182 216V215H181ZM180 216V217H181ZM186 216H188V214H186ZM198 216V215H197ZM204 216V215H203ZM203 216H201V217H203ZM167 217V216H166ZM137 218V217H136ZM187 218V217H186ZM235 218V219H236ZM181 219V218H180ZM189 219V218H188ZM231 219V218H230ZM164 220H165V218H164ZM183 220H185V218L183 217ZM183 220H181V221H183ZM187 220V219H186ZM185 220V221H186ZM167 221V220H166ZM22 222V225L20 226V229H19V224ZM184 222V221H183ZM195 222V221H194ZM196 223V222H195ZM240 223V222H239ZM182 224V223H181ZM194 224V223H193ZM193 224H191V227H192V225ZM197 224H198V222H197ZM242 224V223H241ZM154 225V224H153ZM184 225V224H183ZM189 226V225H188ZM195 225H193V227H194ZM228 226V225H227ZM162 229H161V228ZM190 227V226H189ZM191 227L190 228H188L187 227V229L188 230H190L191 229ZM153 229H155V228H153ZM160 229V231L158 232V230ZM175 229H177V228H175ZM186 229V230H187ZM193 229V228H192ZM192 229H191V231H192ZM228 229V228H227ZM118 229H117V227H115V231H117ZM183 230V229H182ZM185 230V231H186ZM230 230V229H229ZM151 231H153V230H151ZM176 231V230H175ZM184 230H183V232L182 231H180L181 233H184L185 232ZM190 231V232H191ZM155 232H154V234H155ZM179 232V231H178ZM178 232H176L175 234H178ZM187 233H190L189 231H186ZM173 233V232H172ZM187 233H186V235H187ZM232 233V232H231ZM237 233V232H236ZM150 234V233H149ZM180 234V233H179ZM191 234V233H190ZM153 235V234H152ZM182 235V234H181ZM184 235V234H183ZM141 236H142V234H141ZM155 236V235H154ZM178 236V235H177ZM150 237V236H149ZM153 236H151L150 238H152ZM176 237V236H175ZM174 237V239H176ZM189 237H191V236H189ZM149 238V240H146V242H144V240L143 239H141V238H139L138 240H136V243H135V248H134V250H135V253L133 254L134 256V263L133 264H145V258L146 257H144L145 255V252L146 253H148L149 255H154V254H158V252L157 251H155L154 250V248L156 247V245H155V247H154V241L156 240H152V239H150ZM154 239V238H153ZM174 239L172 240V241H174ZM233 241L232 243H229V241ZM92 241H94V243H92ZM194 241V240H193ZM157 242V241H156ZM232 244V245H231ZM173 245H174V243H173ZM101 250H103V251H101ZM101 251V252H100ZM196 251V250H195ZM157 252V253H156ZM213 252H215V251H213ZM216 252H219V251H216ZM173 253V252H172ZM206 253V252H205ZM10 255V258L12 259V261L13 262H10V263H6L5 262V260H4V258L6 259V255ZM95 254V255H94ZM110 254V255H109ZM160 254V253H159ZM213 254V253H212ZM211 254V255H212ZM216 254V253H215ZM215 254H213L212 256V258L214 259V257H216L215 256ZM216 255H219V253L218 254H216ZM94 256V257H93ZM105 258L106 260L104 261L103 260V262L105 263L106 261H108L107 259H109V257L108 258ZM158 257V256H157ZM211 257V256H210ZM219 257V256H218ZM217 258V257H216ZM109 259V260H110ZM120 259H122V258H120ZM145 260V261H144ZM151 260V259H150ZM158 260V259H157ZM216 260V259H215ZM122 261V263H123V260H121ZM156 261V260H155ZM214 261V260H213ZM92 262V261H91ZM102 262V263H103ZM181 262V261H180ZM183 262H184V260H183ZM190 262V261H189ZM216 261H214V263H215ZM218 262V261H217ZM110 263V262H109ZM120 263V262H119ZM155 263V262H154ZM211 263V261L209 262V264ZM213 263V264H214ZM105 264H107V262L105 263ZM151 264V263H150ZM157 264V263H156ZM176 264H179V263H177L176 262ZM181 264H182V262H181ZM185 264H187V263H185ZM190 264V263H189ZM218 264H220V263H218Z\"/></svg>",
  "mask_w": 264,
  "mask_h": 264
}]
</instances>
